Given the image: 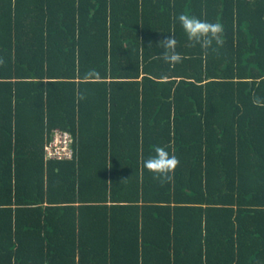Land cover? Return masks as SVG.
I'll return each instance as SVG.
<instances>
[{
  "label": "trees",
  "instance_id": "1",
  "mask_svg": "<svg viewBox=\"0 0 264 264\" xmlns=\"http://www.w3.org/2000/svg\"><path fill=\"white\" fill-rule=\"evenodd\" d=\"M0 264H264V0H0Z\"/></svg>",
  "mask_w": 264,
  "mask_h": 264
},
{
  "label": "clouds",
  "instance_id": "2",
  "mask_svg": "<svg viewBox=\"0 0 264 264\" xmlns=\"http://www.w3.org/2000/svg\"><path fill=\"white\" fill-rule=\"evenodd\" d=\"M177 22L181 25L185 35L202 49L210 48L213 40L223 31L221 23H212L189 14H180L177 17ZM177 43L173 35H166L165 39L157 44L162 49V59L169 65H174L182 60V54L176 50ZM178 163L177 157L163 148L149 156L144 161V166L154 176L170 178Z\"/></svg>",
  "mask_w": 264,
  "mask_h": 264
},
{
  "label": "built area",
  "instance_id": "3",
  "mask_svg": "<svg viewBox=\"0 0 264 264\" xmlns=\"http://www.w3.org/2000/svg\"><path fill=\"white\" fill-rule=\"evenodd\" d=\"M44 151L47 160L72 159L74 149L69 133L59 130L55 131L50 141L46 143Z\"/></svg>",
  "mask_w": 264,
  "mask_h": 264
}]
</instances>
